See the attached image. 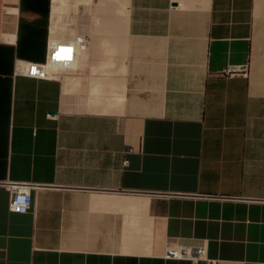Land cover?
Masks as SVG:
<instances>
[{
  "label": "crops",
  "instance_id": "obj_1",
  "mask_svg": "<svg viewBox=\"0 0 264 264\" xmlns=\"http://www.w3.org/2000/svg\"><path fill=\"white\" fill-rule=\"evenodd\" d=\"M52 5L0 0V264H264V0H65L55 35Z\"/></svg>",
  "mask_w": 264,
  "mask_h": 264
},
{
  "label": "built area",
  "instance_id": "obj_2",
  "mask_svg": "<svg viewBox=\"0 0 264 264\" xmlns=\"http://www.w3.org/2000/svg\"><path fill=\"white\" fill-rule=\"evenodd\" d=\"M5 11H7V7H5ZM87 48L88 41L86 40L85 36L82 34H77L71 44L55 47L52 51L50 60L52 56H56V58H54V63L61 64L71 62L75 55L86 51ZM50 60L47 63L17 60L16 73L38 79L48 78L51 75V71L48 68ZM225 73L229 75H248L247 66H229ZM50 116L53 118L57 117L56 114H51ZM124 164L127 165L128 161L125 160ZM6 186L10 190L11 195L10 209L16 213L29 212L33 204L32 188L34 185L7 181ZM165 256L169 259L190 261L192 264H200L201 262H205V264L219 263L217 259L209 257L206 243L198 246L188 245L183 244L176 239H172L167 242Z\"/></svg>",
  "mask_w": 264,
  "mask_h": 264
},
{
  "label": "bare ground",
  "instance_id": "obj_3",
  "mask_svg": "<svg viewBox=\"0 0 264 264\" xmlns=\"http://www.w3.org/2000/svg\"><path fill=\"white\" fill-rule=\"evenodd\" d=\"M107 3V2H106ZM108 4V3H107ZM110 6V5H109ZM109 6H104L107 8L108 10V7ZM69 8V7H68ZM52 9H53V32H54V35H55V32L57 30V27H58V24H59V20L61 19L62 17V14L64 13L65 11V0H53V5H52ZM110 11V9H109ZM62 30V29H61ZM77 35V34H76ZM75 35V36H76ZM54 58L51 59V62L48 64V68L50 71H53L55 70L56 68L53 67L52 65V62H54Z\"/></svg>",
  "mask_w": 264,
  "mask_h": 264
},
{
  "label": "rangeland",
  "instance_id": "obj_4",
  "mask_svg": "<svg viewBox=\"0 0 264 264\" xmlns=\"http://www.w3.org/2000/svg\"><path fill=\"white\" fill-rule=\"evenodd\" d=\"M77 3H76V1H75V5H76ZM55 62V61H54ZM54 62H52V65H53V67H55L56 69H57V63H54ZM55 69V70H56Z\"/></svg>",
  "mask_w": 264,
  "mask_h": 264
},
{
  "label": "water",
  "instance_id": "obj_5",
  "mask_svg": "<svg viewBox=\"0 0 264 264\" xmlns=\"http://www.w3.org/2000/svg\"><path fill=\"white\" fill-rule=\"evenodd\" d=\"M200 264H205V262H201Z\"/></svg>",
  "mask_w": 264,
  "mask_h": 264
}]
</instances>
